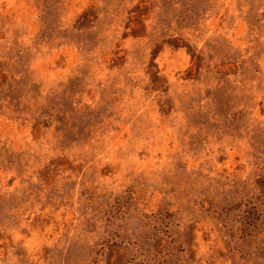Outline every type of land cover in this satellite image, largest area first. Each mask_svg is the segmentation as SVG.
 I'll return each mask as SVG.
<instances>
[{
	"label": "rangeland",
	"instance_id": "374dc122",
	"mask_svg": "<svg viewBox=\"0 0 264 264\" xmlns=\"http://www.w3.org/2000/svg\"><path fill=\"white\" fill-rule=\"evenodd\" d=\"M0 264H264V0H0Z\"/></svg>",
	"mask_w": 264,
	"mask_h": 264
}]
</instances>
